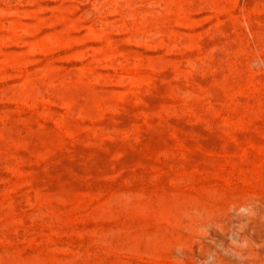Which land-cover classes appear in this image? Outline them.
<instances>
[{
    "label": "rangeland",
    "instance_id": "rangeland-1",
    "mask_svg": "<svg viewBox=\"0 0 264 264\" xmlns=\"http://www.w3.org/2000/svg\"><path fill=\"white\" fill-rule=\"evenodd\" d=\"M0 264H264V0H0Z\"/></svg>",
    "mask_w": 264,
    "mask_h": 264
}]
</instances>
